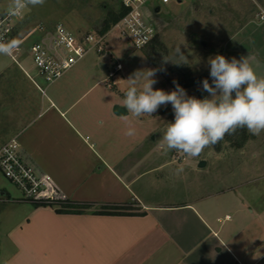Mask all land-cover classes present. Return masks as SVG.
<instances>
[{
	"label": "crops",
	"instance_id": "obj_1",
	"mask_svg": "<svg viewBox=\"0 0 264 264\" xmlns=\"http://www.w3.org/2000/svg\"><path fill=\"white\" fill-rule=\"evenodd\" d=\"M208 1L210 15L222 26L221 40L212 41L220 54L228 60L248 56L264 77L259 3ZM11 3L0 0V10ZM10 41L19 50L0 55V148L17 137L22 158L52 176L61 203L90 207L83 213L59 212V206L37 205L2 190L1 210L7 204L29 211L1 232L0 264H264V204L246 206L214 178L209 184L198 182L203 172L194 164L177 165L162 145L149 143L151 131H145L143 117L114 112L123 101L86 99L103 85L100 76L84 79L94 76L91 71L86 75L89 67L72 71L75 66L47 83L33 60L26 62L34 41L23 50L24 38L10 36ZM205 41L210 45L208 36ZM109 75L105 90L118 85ZM129 122L132 136L125 134ZM178 182L190 185V195L177 197ZM230 192L237 207L222 211ZM101 206H130L134 214L95 213Z\"/></svg>",
	"mask_w": 264,
	"mask_h": 264
},
{
	"label": "rangeland",
	"instance_id": "obj_2",
	"mask_svg": "<svg viewBox=\"0 0 264 264\" xmlns=\"http://www.w3.org/2000/svg\"><path fill=\"white\" fill-rule=\"evenodd\" d=\"M256 1L261 6L260 12L264 13V0ZM208 3V0H182V2L173 0L170 4L163 5V13L156 18L157 35L150 44L141 49L135 48L132 42L120 36L117 30L109 32L106 51L90 52L81 61L82 64L81 62L79 63L81 65L77 64L78 66L76 65L72 71L80 66L89 67L86 75L91 71L94 76L90 75L91 77H84V79L97 81L96 79L100 76V79H103V85L107 86L104 83L105 78L114 71L116 65L121 64V70L116 72L113 80L118 85L114 89L106 90L101 85L89 92L86 99L100 97L122 102L128 87L127 79L136 71L144 69H158L154 77L157 81L153 85L154 89L170 92L176 87L173 83L175 81L188 96L199 99L210 98L209 93L202 89V81L208 79L211 83L208 60L210 57L221 55L218 51L220 47H215L214 44L221 40L222 26H219L210 15ZM117 9V0H45L43 5H28L25 8L26 16L14 20L11 36L24 38L25 41L23 45L21 44L23 50L28 48L30 42H35V36H44L37 35V29H40L41 25L46 30H52L62 24L74 33L99 32L104 27L106 17ZM8 10H0V12ZM232 24L233 28L238 27L235 23ZM41 31L43 32L42 29ZM207 36L211 43L203 47L201 39L206 40ZM213 40L215 43L212 42ZM27 58L26 62L32 64L31 54H28ZM102 64L106 67L102 68ZM78 72L81 73V71ZM143 120L147 126L145 131H151L149 143L155 142L161 145L160 139L167 124L174 122L171 104L162 105L152 116H144ZM91 142L88 140V143ZM166 154L176 159L177 165L178 161L194 164L199 172H203L201 177L197 176L198 182L206 181L209 184L210 179L214 178L215 183H219L220 186L223 183L224 187L232 188L239 202L245 203L246 206L248 203L252 206L264 204V132L253 135L246 128L237 129L233 134L226 135L217 145L205 148L196 158L186 157L174 150L166 151ZM201 161H206L204 167L199 166ZM194 181L195 177L188 182L192 185ZM178 183L177 197L190 195V185ZM170 188L171 186L167 190ZM2 190H8L13 197L23 198L21 191L0 170V197L3 195ZM228 194H225L227 200L221 210L232 212L237 207L235 206L237 198H234L232 192ZM229 198L231 201L228 200ZM54 205L61 207V204ZM2 207L0 202V240H3L1 232L12 228L13 224L29 211L25 206L6 204L1 210Z\"/></svg>",
	"mask_w": 264,
	"mask_h": 264
},
{
	"label": "clouds",
	"instance_id": "obj_3",
	"mask_svg": "<svg viewBox=\"0 0 264 264\" xmlns=\"http://www.w3.org/2000/svg\"><path fill=\"white\" fill-rule=\"evenodd\" d=\"M45 0H12L10 11L19 14L28 5H43ZM18 47L15 41L0 43V55H11ZM167 62V60H166ZM211 83L202 81L209 97L188 96L175 81L174 90L154 89L158 69L138 70L130 76L122 106L136 118L152 116L162 105L171 104L174 122L167 124L160 139L165 151H176L196 158L203 150L220 143L226 135L246 128L249 133L264 132V77L258 76L248 56L239 60L223 55L210 57ZM134 135L129 122L125 133Z\"/></svg>",
	"mask_w": 264,
	"mask_h": 264
},
{
	"label": "built area",
	"instance_id": "obj_4",
	"mask_svg": "<svg viewBox=\"0 0 264 264\" xmlns=\"http://www.w3.org/2000/svg\"><path fill=\"white\" fill-rule=\"evenodd\" d=\"M117 1L116 11L121 12L122 16L108 32L82 34L74 33L62 24L52 30H46L41 25L40 30H43L44 36L32 43L30 52L38 74L47 83L61 79L90 52L106 51L107 36L111 31L117 30L120 36L129 39L137 49L147 46L158 33L156 18L163 13V5L173 0ZM25 8L19 14H12L10 9L0 12V43H8L14 20L24 16ZM156 8H160V11L156 12ZM260 17L264 19V13ZM119 70L121 64L116 65L109 76L115 77ZM0 170L26 200L48 203H61L63 200L52 176L38 172L22 158L17 137L0 148Z\"/></svg>",
	"mask_w": 264,
	"mask_h": 264
},
{
	"label": "trees",
	"instance_id": "obj_5",
	"mask_svg": "<svg viewBox=\"0 0 264 264\" xmlns=\"http://www.w3.org/2000/svg\"><path fill=\"white\" fill-rule=\"evenodd\" d=\"M122 16L121 12L113 11L111 12L104 21V27L101 32H106V30L110 29ZM115 88V86H112ZM37 205H51L61 204L58 208L59 212H71V213H83L90 207L89 204H79V203H48L36 201ZM133 208L130 206H101L95 213L97 214H115V215H127L134 214Z\"/></svg>",
	"mask_w": 264,
	"mask_h": 264
},
{
	"label": "water",
	"instance_id": "obj_6",
	"mask_svg": "<svg viewBox=\"0 0 264 264\" xmlns=\"http://www.w3.org/2000/svg\"><path fill=\"white\" fill-rule=\"evenodd\" d=\"M180 2L182 0H179ZM156 12H159L160 11V8H156L155 9ZM201 44L203 46H206L207 45V42L205 40H201ZM114 112L117 114V115H126L128 113L127 109L124 107V106H121V105H115L114 106ZM206 165V161H201L199 166L200 167H204Z\"/></svg>",
	"mask_w": 264,
	"mask_h": 264
}]
</instances>
